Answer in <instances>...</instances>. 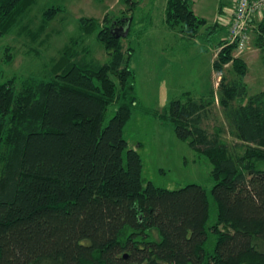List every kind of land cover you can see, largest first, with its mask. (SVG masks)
<instances>
[{
    "label": "trees",
    "instance_id": "obj_1",
    "mask_svg": "<svg viewBox=\"0 0 264 264\" xmlns=\"http://www.w3.org/2000/svg\"><path fill=\"white\" fill-rule=\"evenodd\" d=\"M33 2L0 0V37ZM127 2L129 18L80 20L85 35L98 31L109 62L79 59L68 46L51 78L0 83V264H264V91L249 93L248 64L231 45L213 64L227 127H203L213 90L199 99L184 93L162 112L140 108L212 165L215 222L202 186L145 184L142 157L124 137L138 107L132 53L114 32L132 19L130 34L139 2ZM193 6L168 0L165 12L167 26L190 39L208 24ZM61 12L47 9L45 26ZM256 33L264 49V18ZM228 65L231 81L223 76Z\"/></svg>",
    "mask_w": 264,
    "mask_h": 264
},
{
    "label": "rangeland",
    "instance_id": "obj_2",
    "mask_svg": "<svg viewBox=\"0 0 264 264\" xmlns=\"http://www.w3.org/2000/svg\"><path fill=\"white\" fill-rule=\"evenodd\" d=\"M128 0H34L22 14L9 34L0 37V83L13 78H51L53 66L66 47L88 62L105 64L109 57L103 45L93 35L83 33L80 20L93 19L100 24L106 15L130 17ZM139 5L133 11L134 22L130 34L123 39L124 52L131 51V69L135 72V97L138 107L124 128L129 149H135L143 160V180L160 188L176 190L189 184L202 186L211 203L210 223L216 221L213 202L212 165L205 156L180 140L173 127L140 108L162 112L172 100L183 99L184 93L195 98L215 92L216 103L203 121V127L212 132L216 127H227L228 121L218 104V85L221 74L213 72V62L228 45L231 11L235 0H193L197 16L208 24L193 39L185 38L165 23L166 0H132ZM137 5V4H136ZM135 6V5H134ZM49 8L63 12L45 26L43 14ZM125 13V14H123ZM132 22V21H131ZM125 27V26H124ZM120 28V27H117ZM217 28V29H216ZM251 34L249 49L242 58L248 64L245 78L249 93L264 91V49L257 45V35ZM223 43V44H222ZM13 61L6 64V49ZM227 81L236 78L230 65L224 74ZM119 102L108 109L107 122L115 115ZM225 139L233 143L228 134Z\"/></svg>",
    "mask_w": 264,
    "mask_h": 264
},
{
    "label": "built area",
    "instance_id": "obj_3",
    "mask_svg": "<svg viewBox=\"0 0 264 264\" xmlns=\"http://www.w3.org/2000/svg\"><path fill=\"white\" fill-rule=\"evenodd\" d=\"M264 18V0H235L231 11L228 45H235L237 56L249 49L251 34Z\"/></svg>",
    "mask_w": 264,
    "mask_h": 264
},
{
    "label": "water",
    "instance_id": "obj_4",
    "mask_svg": "<svg viewBox=\"0 0 264 264\" xmlns=\"http://www.w3.org/2000/svg\"><path fill=\"white\" fill-rule=\"evenodd\" d=\"M130 22L127 23V26L116 28L114 32L117 34L118 38H126L129 34V26L131 24L132 19H129Z\"/></svg>",
    "mask_w": 264,
    "mask_h": 264
},
{
    "label": "crops",
    "instance_id": "obj_5",
    "mask_svg": "<svg viewBox=\"0 0 264 264\" xmlns=\"http://www.w3.org/2000/svg\"><path fill=\"white\" fill-rule=\"evenodd\" d=\"M167 2H166V7H167V3H168V0H166ZM213 64H214V62H213ZM213 72H215V71H213ZM218 88H219V85H218Z\"/></svg>",
    "mask_w": 264,
    "mask_h": 264
}]
</instances>
